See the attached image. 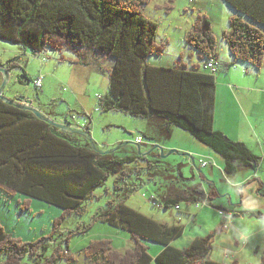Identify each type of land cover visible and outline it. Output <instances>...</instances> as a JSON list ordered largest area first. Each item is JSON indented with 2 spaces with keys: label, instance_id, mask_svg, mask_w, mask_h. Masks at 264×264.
<instances>
[{
  "label": "trees",
  "instance_id": "trees-1",
  "mask_svg": "<svg viewBox=\"0 0 264 264\" xmlns=\"http://www.w3.org/2000/svg\"><path fill=\"white\" fill-rule=\"evenodd\" d=\"M224 1L250 20L238 16L229 18V29L223 32L222 38L230 54L236 62L260 70L264 64V0ZM150 2L0 0V40L19 44L24 53L34 55L47 50L69 51L85 64L88 55L100 64L113 58L109 95L98 98L97 111L122 112L149 120L157 127V134L152 137L154 144L160 143L161 136L170 137L175 127L189 131L225 162L226 173L234 174L241 166H252L256 171L258 158L241 142L215 129V69H209L206 64L189 67L182 55L172 67L148 64L150 57L161 56L166 49L164 44L157 43V24L145 14V6ZM183 41L201 60L213 61L216 67L218 40L206 14H199ZM24 53L6 61L0 59V67L9 73L23 70L29 82L31 78L22 65ZM65 61L70 60L60 58V62ZM19 82L25 83L21 78ZM42 88L35 90L38 93ZM12 100L16 102L17 98ZM75 129L86 130L92 136L89 124ZM99 149L85 137L78 138L53 127L0 97V203L24 195L27 197L24 201H17L22 210L31 209L32 199L62 209L59 217L52 220L49 234L32 242L12 236L0 220V256L3 257L0 264H23L27 257L31 264H58L59 261L75 264V255L65 248H69L73 236L84 234L97 219L76 229L67 230L64 224L72 215L81 216L86 210L83 203L91 200L94 190L112 176L116 197L101 208L100 221L127 232L134 247L122 253L113 249L108 238L92 241L84 249L89 264H220L209 255L211 240L222 227L206 237L196 238L188 248L178 249L171 243L183 235L182 225L156 222L127 206L130 193L139 187L130 185L129 179L156 167L160 154L154 150L147 155L117 158L114 153L103 154ZM154 157L158 159L153 160ZM139 161L147 165L127 169V165ZM187 190L190 191L187 200L192 198L195 203L204 201V197L210 198L202 190L193 187ZM179 200L166 199L164 205L158 203L155 207L172 208ZM255 215L264 218L263 213ZM64 229L68 232L61 238ZM45 241L56 244L50 256L44 252ZM149 242L165 247L155 259L149 253Z\"/></svg>",
  "mask_w": 264,
  "mask_h": 264
},
{
  "label": "rangeland",
  "instance_id": "rangeland-1",
  "mask_svg": "<svg viewBox=\"0 0 264 264\" xmlns=\"http://www.w3.org/2000/svg\"><path fill=\"white\" fill-rule=\"evenodd\" d=\"M145 14L158 26L157 43L164 44L166 48L161 56L150 57L149 65L172 67L176 61H180L181 55L189 67L192 64L206 62L201 60L198 53L183 41V36L192 28L199 14H206L210 19L213 33L221 48L219 50L222 51V59L226 62L227 60L232 62L234 59L222 38L223 32L229 29L230 16L238 14L228 3L216 2V0H151L145 6ZM242 17L250 22L246 16ZM22 53L24 50L19 44L0 40V59L3 61ZM61 57L73 62H60ZM23 58L22 65L31 80L24 81V85H20L19 79L23 76V70L19 69L10 73V80L3 92L6 99L25 97L32 102V107L38 108L44 115L69 123L74 126V129L84 128L89 124L92 141L99 146V151L107 152L120 147L114 153L117 158L131 157L139 153L146 154L153 149L155 144L152 143V137L157 134V127L152 122L122 112L97 111L98 96L105 99L109 95L110 73L115 63L113 58L100 64L88 55L85 64L83 60L69 51L59 53L52 50H47L40 55L26 52ZM236 63L215 69L216 75L220 74L216 94V127L226 132L229 137L224 134L231 140L241 142L251 154L258 158L257 170L255 171L252 166H241L234 174L226 173L225 162L211 150L209 152L213 158L215 157L218 167L209 166L206 167L208 169L203 168V170L194 167L189 163V157L185 154L198 155L196 150L204 146L189 131L175 127L170 137H160V143L166 148L165 155L173 149L178 152L163 159L160 155V162L151 171L146 170L139 177L133 176L129 179L130 185L136 184L139 187L130 193L131 196L126 202L127 206L156 222H166L165 224L168 225L181 224L184 230H187L186 237L193 230L196 234L205 236L211 232L210 226H215L214 219H211L206 212L200 213L204 206L201 205L198 208L194 203L187 204L186 201L180 199L177 204L180 212L178 213L172 210L177 209L176 206L172 208L155 207L154 203L164 205L166 199L174 197L173 194L180 196L185 194L186 196L189 187L205 191L202 188L205 183L210 192L212 186V198L206 207L214 209L213 206L222 203L223 208L228 210L243 202L244 212L264 213V84L262 82L264 72H262L261 80L256 81L251 78L254 76L246 77L245 67H249L248 64ZM42 75L44 76L43 88L37 93L34 80ZM2 82L3 75L0 73V87ZM228 84H231V87L228 88ZM232 87L233 91L230 89ZM247 120L251 123L252 130ZM143 134L147 137L139 145V151L136 139ZM74 136L81 138V135ZM155 152L160 154L158 150ZM195 158L197 165L201 167L198 162L199 157ZM154 159L158 158L154 157ZM146 165V162L139 161L126 167L130 170ZM255 172L256 174L250 178L251 181L238 186L234 184L237 179H242L246 174ZM113 184L114 177L112 176L103 186L94 190V197L91 200L83 203L86 205L85 212L81 216L72 215L64 224L67 230L76 229L79 225L83 227L90 225L93 220L97 219L92 227L84 229V234L73 236L69 248H65L75 255V264H89L85 258L84 249L95 240L108 238L112 241L113 249L122 253L134 247L127 232L100 221L101 208H105L106 202L116 197L113 194ZM26 198L21 195L0 203V220L5 230L12 236L25 242H32L49 234L52 220L59 217L62 209L41 200L32 199L31 209L22 210L20 209L21 204L17 201L22 202ZM231 205L235 206L231 207ZM186 214L194 215L197 221H191ZM66 229L63 230L61 238L67 234ZM230 233H232L231 230L228 235ZM50 242H43L47 256L51 255L56 245L55 242ZM151 243L160 246L157 243ZM215 244L212 242L211 248H214ZM177 245L184 246L182 243ZM242 259L257 262L253 256L250 257L248 254L242 255ZM2 260L3 257L0 256V262ZM31 263L29 257L23 260V264ZM58 264L67 263L59 261Z\"/></svg>",
  "mask_w": 264,
  "mask_h": 264
},
{
  "label": "crops",
  "instance_id": "crops-1",
  "mask_svg": "<svg viewBox=\"0 0 264 264\" xmlns=\"http://www.w3.org/2000/svg\"><path fill=\"white\" fill-rule=\"evenodd\" d=\"M216 2L226 3L224 0H220V1L216 0ZM233 15L244 19V17H242L244 15H242L240 13L232 14L231 16H233ZM219 49H221V48L219 47ZM221 53H222V51L219 50V60H218V62H216L215 69L223 68L225 64H227V65L228 64H231V65L237 64L234 61V59H232V62H230L228 60L226 62L224 59H222ZM206 63L203 62V64H206ZM263 70H264V64L260 70H256L254 67L249 65V67H245V74H246V77L254 76L251 78L255 79L256 81H259L262 78V72H264ZM215 76H216V83H217V91H216V94H217V92H218V82L217 81H218V77L220 76V74L216 75V73H215ZM227 76H229V74ZM262 82L264 84V78L262 79ZM229 85H231V84H228V88H229ZM232 89H233V87H232ZM241 89H244V88H241ZM255 89L258 90V88H255ZM232 94L235 95L234 93H232ZM240 94H241V92H240ZM215 116H216V112H215ZM49 118H51V117H49ZM51 119H53L57 122L63 123V124H67L65 122L58 121L55 118H51ZM247 124H248L249 128L252 130L251 123L248 120H247ZM216 125L217 124H216V118H215V129L220 130L216 127ZM220 131H222V130H220ZM223 133H225L229 137V135L226 132H223ZM156 144H160L161 146H163V148L165 147L161 143H155V145ZM203 146H204V148H199V150H196L197 153L200 155H208V156L212 157L213 156L211 154L212 151L209 152L210 149L208 147H206L205 145H203ZM174 148H177V147H174ZM165 149L166 148H164V150ZM146 154H148V153H146ZM197 167L203 170L202 167H199L198 165H197ZM206 169H208V168H206ZM210 170H213V169L210 168ZM199 172L201 174V171H199ZM255 174H256V172L254 174H252V173L246 174V176L243 177L242 179H237L234 182V184L236 186H238V185H240L246 181L249 182V181H251L250 180L251 176L253 177ZM202 188L205 190V191H203L204 196H207L208 194L210 195L209 196L210 198H208L207 200H205V197H204V201L202 199L198 203H195L194 199H192V198L187 200L188 195H190L189 190L186 191L187 192L186 196H185V194H183V196L173 194L174 197L169 198V199H171V200L172 199H181V200L186 201L187 204H193L194 203L195 205H197L198 208H200L201 205H202V207L204 206L203 209L200 211V213L206 212V214L208 216H210L211 219H214V221H215L214 222L215 226H210L208 224L211 227V229H210L211 232H209V234H211L216 228L222 227V231L218 232L211 240V247H212V242L214 244L215 243L216 244H215L214 248L210 249V255H209L210 259L213 260L214 262H217L220 264H247V263L248 264H261V261L264 258V218H260V217L256 216L255 215L256 213H254V212H247V213L244 212V210H242L243 209V202H241L235 208H231L228 210H226V208H223L222 203H219L218 206H213L214 209L206 207L210 204V203L208 204V202H210V200L212 198L213 188L211 186L210 187L211 191L208 192V187H206L205 183H203ZM206 192H208V193H206ZM230 200H231V198H230ZM234 206L235 205H231V207H234ZM176 207H177V209H172V210H176L178 213H180L179 212V206H176ZM224 213L231 214L232 215L231 219L227 220L226 218H224L223 217ZM257 213H259V212H257ZM186 216H188L190 218V220L193 222L197 221V217H195L194 215L186 214ZM174 221H176V220H174ZM165 223L166 222H163V224H165ZM166 225H168V224H166ZM174 225H168V226H174ZM179 225H181V224H179ZM230 230L233 233V235H232V233H230V235H228V232ZM186 233H187V230L185 229L183 235L181 237L175 239L174 241H172L171 245L175 248H178V249H185V248H188L196 238H203V237H206L207 235H209V234H207L205 236H201V235L196 234V231L193 230L188 235V237H186L185 236ZM181 243L184 245L183 247L177 245V244H181ZM148 244H151L148 247H149V253L151 254L153 259H155L165 248L164 246H162L160 244H159L160 246L152 245L151 242H149ZM240 247H242V248L239 249ZM223 254H224V256H223ZM244 254H248L250 257L253 256L257 262H250L249 260H243L242 255H244ZM259 259H260V261H258ZM253 261H254V259H253Z\"/></svg>",
  "mask_w": 264,
  "mask_h": 264
},
{
  "label": "water",
  "instance_id": "water-1",
  "mask_svg": "<svg viewBox=\"0 0 264 264\" xmlns=\"http://www.w3.org/2000/svg\"><path fill=\"white\" fill-rule=\"evenodd\" d=\"M0 73L3 75V82H2V85L0 87V97H1V99L4 102H6L8 104H11V105H16L20 109L29 111V112L33 113L38 119H41V120L47 122L49 125H51L53 127H56V128H58V129H60L62 131L69 132L72 135H81L82 137H85V139H87V141H89L93 147H95V144L92 141V138L90 136H88L85 131L79 130V129H76L77 130L76 131L69 124L68 125L67 124H63V123L57 122V121H55V120L47 117L46 115H44L43 113H41V111H39L37 108L32 107V102L29 99H27L25 97H19L16 100V102L13 101V100L6 99L3 96V92H4V89H5L6 85H7V83L10 80V73H9V71H7L6 69L1 68V67H0ZM21 80L22 81H26L27 79H26V77L22 76L21 77ZM20 85H23L22 82H20ZM137 146H138L139 151H140L139 145H137ZM119 149H120V147H117L116 149H113L111 151L103 152V154H113L116 151H118ZM154 150H159L162 159L163 158H166L170 154H173V153H177L178 152L176 149H173V150L170 151V153H168V154L165 155L164 154V148L160 144H156L154 146V148L150 152H152ZM145 155H147V154H145ZM185 155L186 156H189V154H185Z\"/></svg>",
  "mask_w": 264,
  "mask_h": 264
},
{
  "label": "built area",
  "instance_id": "built-area-1",
  "mask_svg": "<svg viewBox=\"0 0 264 264\" xmlns=\"http://www.w3.org/2000/svg\"><path fill=\"white\" fill-rule=\"evenodd\" d=\"M207 67L211 70H214L215 69V64L213 61H209L206 63ZM34 84H35V88H37L38 90H40L42 88V85H43V76H38L35 80H34ZM229 87H231V85H229ZM232 89V88H231ZM98 98H100V96H98ZM87 135H88V131L84 130ZM90 136V135H88ZM91 137V136H90ZM144 142V138L142 136H138L137 139H136V144L137 145H140ZM165 151V150H164ZM189 163H191L194 167H197V163L195 162L196 161V158L195 157H199V164L201 165L202 168H205V167H218L216 161L214 160L213 157L211 156H208V155H194V154H189ZM222 173H224V171L221 169ZM155 206H159L158 203H154ZM223 217L226 218L227 220L228 219H231L232 215L231 214H228V213H224L223 214Z\"/></svg>",
  "mask_w": 264,
  "mask_h": 264
}]
</instances>
